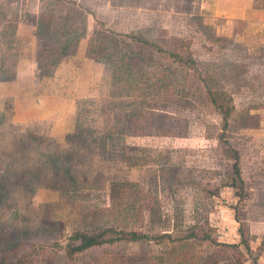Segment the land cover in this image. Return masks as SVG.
I'll return each mask as SVG.
<instances>
[{
  "label": "rangeland",
  "instance_id": "374dc122",
  "mask_svg": "<svg viewBox=\"0 0 264 264\" xmlns=\"http://www.w3.org/2000/svg\"><path fill=\"white\" fill-rule=\"evenodd\" d=\"M25 1L0 0V80L11 79L2 66L15 58V21H36L38 12L48 43L43 48L36 40L37 56L57 64L79 52L98 66L89 71L95 85L78 105L76 130L60 140L62 153L42 127L13 126L1 107L0 153L9 176L0 199V249L21 244L7 264H20L25 253L26 264H62L71 232L102 228L146 238L92 248L73 264H153L160 253L163 264H184L157 237L177 239L189 229L235 244V216L253 237L248 251L239 246L244 264H263L264 12L248 14L252 25L245 28L231 10L223 18L203 16L199 4L206 0H64L75 10L53 0ZM23 3L36 14L22 10ZM170 53L189 57L194 69ZM214 91L232 106L223 139L239 154L241 198L229 186ZM197 251L202 258L213 254L216 264L232 254L208 243Z\"/></svg>",
  "mask_w": 264,
  "mask_h": 264
},
{
  "label": "crops",
  "instance_id": "0c3cea01",
  "mask_svg": "<svg viewBox=\"0 0 264 264\" xmlns=\"http://www.w3.org/2000/svg\"><path fill=\"white\" fill-rule=\"evenodd\" d=\"M22 7L27 14H36L27 10V4L23 3ZM199 9L203 16L219 18L224 14L229 16L227 12L231 10L237 13L236 20L243 22L241 24L246 28L252 25L245 20L248 14L264 12V0H206L200 2ZM35 22L34 19L15 21V58L2 66V72L9 73L11 79L0 80V112L5 106L13 126L21 129L42 127L46 136L60 142L67 132L72 133L75 129L78 105L88 100L89 90L95 85V77H90L89 71L97 70L98 65L88 63L78 52L70 58H60L51 79L42 76L41 60H38L41 54L37 56L34 50L38 39L33 34Z\"/></svg>",
  "mask_w": 264,
  "mask_h": 264
},
{
  "label": "trees",
  "instance_id": "16d2710c",
  "mask_svg": "<svg viewBox=\"0 0 264 264\" xmlns=\"http://www.w3.org/2000/svg\"><path fill=\"white\" fill-rule=\"evenodd\" d=\"M53 1L56 4L65 3L71 8H73L74 10L77 9V6L74 2H70V1L66 2L64 0H53ZM36 18L37 20H36L35 25H36L37 31H35V35L37 38H40L38 40L41 41L42 47L47 48L46 45L48 41H45L46 36L42 35L41 32L39 31V29H41V20L43 19V15L40 12H38ZM66 35L67 34H64L63 36H66ZM123 37L128 38L131 41L138 40L137 37H135L133 34H127V35H124ZM63 41L65 45L70 44L69 40H66V41L63 40ZM140 42L141 44L145 46L151 47V45L147 44L145 41L140 40ZM50 52H54V51H50ZM68 54H73V52H68ZM169 57L176 59L175 61L182 64L183 66L194 65V62L189 57H187L186 59H182L172 53L169 54ZM40 60H41V74L42 76L46 77L47 75L44 73V71L48 69L46 68V66L50 64L51 60H48L46 58L45 53L41 54ZM96 62H99V61H96ZM99 63H102V62H99ZM55 66H56L55 61L50 64V68H53V70ZM190 69L193 70L194 67L192 66L190 67ZM4 80H8V78H3V81ZM202 82L205 84L207 81L203 80ZM209 97H210L211 104L214 106V108L218 110L221 116L220 130L222 132L220 133L219 138H221L220 140L223 144V153L225 157L231 161L230 172L227 175V178L230 182L229 186L233 188L236 191L239 198H241L243 182H242L241 174H240L239 154L235 149H233L230 146V144L225 139H223L224 137L223 132L227 128V123H228V118H229L228 116L232 110V106L228 107L222 104V101L224 99H227L222 92L214 91L211 95H209ZM46 139L49 141V143H51L52 145L56 147L58 152H61V153L63 152L62 148L64 144H62L61 142L59 143L52 138L50 139L46 138ZM55 160L56 158H52L51 162H54ZM6 164H7V161H5V156L1 155L0 153V199L3 198L6 194L4 192V186H6V181L9 176L7 173L9 169L6 167ZM9 164L11 163L9 162ZM234 219L238 224L237 233L239 236V242L235 244H226V243L222 244V243L214 241V239H212L207 234L206 231L201 232L199 235H197L196 233L189 231V229L186 231V234L182 235L180 238L173 239L170 237L169 234H162L161 236L157 237V240L164 239L168 243V247H169L168 255L175 257L177 256V254H179L184 264H216V262L212 259V257H214L213 254H209V257L202 258L203 255H201L200 251L193 252L194 246L201 247L205 243L214 245L216 247H221L222 249L227 250V251H231L232 252L231 258L229 259L227 264H244L247 259L245 258V255L240 250L239 246H242L246 251H248V245H249L248 243L253 239V237L247 233V228L241 219H239L236 216L234 217ZM142 238H146V236L135 233V232H127V233L119 232V231H116L114 228H102L100 230H92V231H73L68 235L67 242L64 245V251H63L64 262L62 264H73V257L76 254L85 252L95 247H100L102 245H111L121 240H130L133 242V241H136ZM149 240H156V239L153 238ZM20 246L21 244H15L11 246L9 245L6 247L1 246L0 264H7V262L11 258H14L15 253L17 250H19ZM260 252L264 253L263 247L262 249H260ZM164 254L165 253L152 255L153 260L156 261L153 264H163ZM27 256L28 255L25 253L16 262L20 264H26L21 261H25ZM263 258H264V255H263ZM206 259H208V261L202 263V260H206Z\"/></svg>",
  "mask_w": 264,
  "mask_h": 264
}]
</instances>
